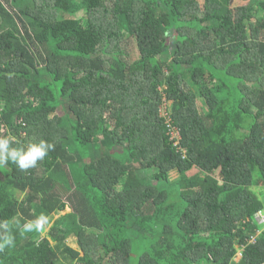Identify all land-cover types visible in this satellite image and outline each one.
<instances>
[{
    "label": "trees",
    "instance_id": "trees-1",
    "mask_svg": "<svg viewBox=\"0 0 264 264\" xmlns=\"http://www.w3.org/2000/svg\"><path fill=\"white\" fill-rule=\"evenodd\" d=\"M231 1L0 0V138L46 145L0 167V264H264V0Z\"/></svg>",
    "mask_w": 264,
    "mask_h": 264
},
{
    "label": "clouds",
    "instance_id": "clouds-1",
    "mask_svg": "<svg viewBox=\"0 0 264 264\" xmlns=\"http://www.w3.org/2000/svg\"><path fill=\"white\" fill-rule=\"evenodd\" d=\"M48 146L54 147L53 145ZM45 148V142L41 140L38 146L36 144H31L28 146L27 150H25L23 147H18L10 151L9 140L6 138H0V167H3L5 164H7L9 160L16 163L22 170L33 167L36 165L37 160L43 159L45 157ZM260 216V214H257L256 218L260 220ZM45 223H47V217L41 215L36 220L25 223L23 225L21 235H23L25 232H31L33 230L40 231ZM13 241L14 237L12 236L0 237V250H2L7 245H12Z\"/></svg>",
    "mask_w": 264,
    "mask_h": 264
},
{
    "label": "rangeland",
    "instance_id": "rangeland-1",
    "mask_svg": "<svg viewBox=\"0 0 264 264\" xmlns=\"http://www.w3.org/2000/svg\"><path fill=\"white\" fill-rule=\"evenodd\" d=\"M242 3H243V0H232L231 1V5H232L233 9L237 8ZM81 16H82V14L78 15V17H81ZM253 191L258 196V198L260 200H262V196L264 195V188L260 189V188L254 187ZM67 212H69V210H67ZM62 214H64V213H62ZM54 220H56V216H55ZM50 226H51V224L49 226L45 227L44 231H41V232L47 233ZM262 226L264 227V225H262ZM69 242L73 248L76 249L78 247L76 244V238L75 237L70 238Z\"/></svg>",
    "mask_w": 264,
    "mask_h": 264
},
{
    "label": "built area",
    "instance_id": "built-area-1",
    "mask_svg": "<svg viewBox=\"0 0 264 264\" xmlns=\"http://www.w3.org/2000/svg\"><path fill=\"white\" fill-rule=\"evenodd\" d=\"M170 122V121H169ZM168 122V123H169ZM168 134H169V136H170V140L172 141V142H174L175 144H178L179 143V141H180V139H181V134H180V130L175 126V125H173V123L172 122H170L169 124H168ZM260 221H263L264 222V215H261L260 216ZM249 243H256V240H255V238H251V240H250V242Z\"/></svg>",
    "mask_w": 264,
    "mask_h": 264
},
{
    "label": "crops",
    "instance_id": "crops-1",
    "mask_svg": "<svg viewBox=\"0 0 264 264\" xmlns=\"http://www.w3.org/2000/svg\"><path fill=\"white\" fill-rule=\"evenodd\" d=\"M2 1V3L4 4V6L7 8V9H10V5H11V3L13 2L14 3V0H1ZM9 3H10V5H9ZM257 188H260V189H262V188H264L262 185H258V186H256ZM24 195L22 194V193H20V195H19V197H23ZM263 203H264V195L262 196V200H261ZM69 210V209H68ZM70 211V210H69ZM262 227V229H260V231L259 232H261V231H264V227L263 226H261ZM78 248V247H77ZM76 248V249H77Z\"/></svg>",
    "mask_w": 264,
    "mask_h": 264
}]
</instances>
